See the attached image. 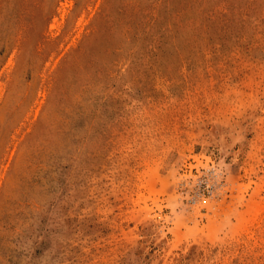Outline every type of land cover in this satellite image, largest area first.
<instances>
[{
  "label": "rangeland",
  "instance_id": "obj_1",
  "mask_svg": "<svg viewBox=\"0 0 264 264\" xmlns=\"http://www.w3.org/2000/svg\"><path fill=\"white\" fill-rule=\"evenodd\" d=\"M0 264H264V0H0Z\"/></svg>",
  "mask_w": 264,
  "mask_h": 264
}]
</instances>
